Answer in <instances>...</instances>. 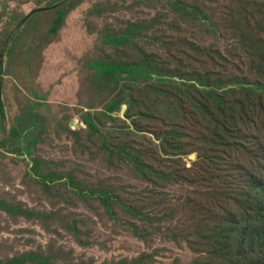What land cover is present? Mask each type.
Masks as SVG:
<instances>
[{
	"label": "rangeland",
	"instance_id": "374dc122",
	"mask_svg": "<svg viewBox=\"0 0 264 264\" xmlns=\"http://www.w3.org/2000/svg\"><path fill=\"white\" fill-rule=\"evenodd\" d=\"M65 1L0 0V264H234L236 248L212 254L206 239L223 185L204 184L198 151L166 153L175 152L157 136L161 121L145 118L139 126L126 117V102L104 114L128 85H112L90 64L151 56L181 74L253 80L264 0H69L72 8H57ZM110 36L123 40L104 43ZM131 91L141 109L167 114L194 135L191 117L173 119L164 97ZM121 145L156 168L181 171V182H146L130 161L109 153ZM224 174L221 164L214 175ZM104 192L114 197L110 208L100 200Z\"/></svg>",
	"mask_w": 264,
	"mask_h": 264
},
{
	"label": "trees",
	"instance_id": "16d2710c",
	"mask_svg": "<svg viewBox=\"0 0 264 264\" xmlns=\"http://www.w3.org/2000/svg\"><path fill=\"white\" fill-rule=\"evenodd\" d=\"M68 1L57 8H72V3L67 4ZM180 7L189 9L184 4ZM63 15L61 9L53 29H57ZM258 23L264 26V16ZM122 40L123 37L110 36L103 42L121 43ZM259 44L262 47L261 57L257 59L258 64L252 65L250 69L253 80L247 76L236 80L224 79L219 74L201 73L198 69H192L190 74H181V70H171L163 60L156 58L158 63H155L151 56L137 64H122L111 60L106 64H101V61L90 64L98 77H108L112 85H120L124 80L128 85L126 97L112 100L104 114L117 110L126 102V117L134 119L139 126L145 118L161 121L164 130L157 136L162 140L164 148L175 152L166 153L177 156L192 150L198 151L204 164L200 169L201 177L204 173L206 175L204 184L223 185V192L209 212L212 220L206 239L212 241V254L225 248H236L234 264H264V34ZM132 89L164 97L165 104L174 112L173 119L187 120V117H191L194 135L185 134L186 127L181 123H173L172 118L163 112L166 117L161 118L153 111L150 112L149 107L141 109ZM184 89L188 93H182ZM81 119L89 129H95L88 111L81 114ZM28 121L31 123L29 128L36 126L34 119ZM11 133L14 136L15 130L12 129ZM123 150L124 145L108 148L110 154L130 161L133 169L146 182L154 186H158L157 183L164 185L181 182V171L156 168L143 152L136 150L128 154L133 151L130 146L126 145V154ZM221 164L225 174L216 178L214 171ZM113 198L104 192L100 200L106 208H110ZM228 200H231L229 204ZM208 201L207 196L201 212L205 213ZM131 210L137 217L142 215L134 205Z\"/></svg>",
	"mask_w": 264,
	"mask_h": 264
},
{
	"label": "water",
	"instance_id": "95a60500",
	"mask_svg": "<svg viewBox=\"0 0 264 264\" xmlns=\"http://www.w3.org/2000/svg\"><path fill=\"white\" fill-rule=\"evenodd\" d=\"M42 11V9H37V10H33L32 12H30L27 16H25V18L18 24V27H21L25 22L26 20L33 14L37 13V12H40ZM123 108H126V106H123Z\"/></svg>",
	"mask_w": 264,
	"mask_h": 264
}]
</instances>
